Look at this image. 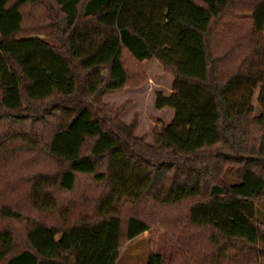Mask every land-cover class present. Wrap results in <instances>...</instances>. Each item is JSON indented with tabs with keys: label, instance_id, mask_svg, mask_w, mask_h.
<instances>
[{
	"label": "trees",
	"instance_id": "trees-1",
	"mask_svg": "<svg viewBox=\"0 0 264 264\" xmlns=\"http://www.w3.org/2000/svg\"><path fill=\"white\" fill-rule=\"evenodd\" d=\"M28 7L49 23L25 27ZM227 11L249 24L221 22ZM151 61L173 79L155 98L173 118L148 145L100 98L141 84L130 71ZM263 73L264 0H0V222L26 223L20 240L0 227V264H116L122 241L150 230L126 212L141 203L186 205L209 264H264V115L229 98ZM24 152L39 165H8ZM81 178L106 192L94 215L72 217L59 198ZM58 210L60 223L34 221Z\"/></svg>",
	"mask_w": 264,
	"mask_h": 264
},
{
	"label": "rangeland",
	"instance_id": "rangeland-1",
	"mask_svg": "<svg viewBox=\"0 0 264 264\" xmlns=\"http://www.w3.org/2000/svg\"><path fill=\"white\" fill-rule=\"evenodd\" d=\"M24 13H29L25 17V27H34L47 25L50 16L44 13L43 9L26 8ZM37 13L36 21L31 20V14ZM249 12L233 13L227 11L221 22L224 23H242L248 25L247 20L242 17H248ZM231 27L233 24L230 25ZM234 31V29H231ZM44 40L56 45L53 40L52 33L46 32ZM55 36V33H53ZM51 37V38H50ZM55 37H58L57 34ZM254 60V58H252ZM142 71L145 77H142ZM136 73V74H135ZM143 82L135 87L123 90L119 93L108 94L100 98L102 105L107 106L111 113L118 116V120L125 125L136 124L135 136L142 139L146 144L153 145L157 135L165 128L173 118V111L169 108L162 110L155 109V98L157 94L165 97L173 93V79L166 74L163 68L155 61L143 64L141 70L133 69L130 71V82L135 83L137 80ZM244 99L250 98L249 107L252 108L253 118L258 115H264V73L262 75H254L253 80L249 84L236 87L230 94L229 98L238 105ZM247 106V107H248ZM251 136L247 139L248 144H253L259 132L257 128H251ZM26 130L31 131L30 127ZM20 144L18 141L7 145L8 148ZM9 153V152H7ZM19 159L10 160L8 165L13 163H28V168H34L42 160L41 154L19 153ZM18 155V154H17ZM17 155H15L17 157ZM1 165V164H0ZM45 171L46 167L43 166ZM52 166L49 165L48 168ZM225 180L231 182L226 176ZM103 187V186H102ZM96 187L89 179L81 178L76 184L75 190L71 194L65 195L64 199L59 198L60 203H69L72 209V217L81 214L89 216L94 215L96 205L99 203V197L104 195L106 190L103 187ZM15 206L18 209L24 208L23 205L15 200ZM65 207L61 205V209ZM257 211V219L264 223V199L255 204ZM59 210L52 215L34 216L35 222H42L49 225L60 223L58 214ZM126 212L131 215L144 219L150 230L133 241L123 240L116 264H145L150 254H160L163 264H209L206 260L209 252L205 250L208 247L207 241L209 233L207 230L193 228L188 225L187 207H170L167 209H159L156 207L139 204L135 207H127ZM8 227L16 237L20 240L26 228L23 222H0V227Z\"/></svg>",
	"mask_w": 264,
	"mask_h": 264
}]
</instances>
